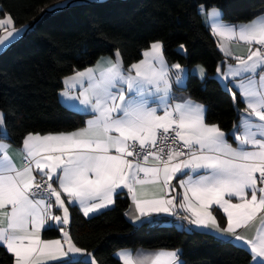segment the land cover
Wrapping results in <instances>:
<instances>
[{"label":"snow or ice","instance_id":"1","mask_svg":"<svg viewBox=\"0 0 264 264\" xmlns=\"http://www.w3.org/2000/svg\"><path fill=\"white\" fill-rule=\"evenodd\" d=\"M210 15L217 21L214 34L258 46L254 50L249 47L247 58L235 57L238 64L223 73L225 79L243 77L233 86L240 90L250 110L241 115L239 126H234L236 147L226 141L217 125L205 123L203 104L190 98L173 102L170 69L176 70L175 82L181 83L184 68L179 63L169 67L160 41L143 53L144 60L127 69L117 51L115 61L102 57L96 68L67 77L66 84L81 85L74 99L84 105L85 112L94 114L93 118L85 128L70 133L27 134L18 150L22 166L9 155L0 113V247L12 255L13 264H76V255L84 253L63 228L69 215L62 194L70 204L78 203L88 216L113 204L116 190L126 188L139 212L135 219L151 223V219L141 218L170 212L175 197L142 198L148 195L145 186L166 187L174 178L184 189L180 207L191 214L183 219L197 229H214L223 242L235 240L250 245L254 261L256 257L264 258V222L252 240L244 241L236 231L264 212V16L237 27L224 24L218 9L213 8ZM13 23L11 15L6 14L0 19V28L7 30L6 26ZM22 31H7V36L0 38V46L9 37L15 40ZM221 51L231 55L223 43ZM197 72L203 79L205 69L197 66ZM85 79L87 87L83 86ZM150 158L155 166H147ZM34 170L41 176L39 182ZM233 198L239 202L233 203ZM54 205L63 210L62 217L51 213ZM212 205L227 215L226 228H220L209 211ZM47 228H58L63 240L42 239L41 231ZM179 251L162 249L138 253L136 258L128 251L119 255L123 264H182ZM85 264L97 261L92 258ZM255 264H264V260Z\"/></svg>","mask_w":264,"mask_h":264},{"label":"trees","instance_id":"2","mask_svg":"<svg viewBox=\"0 0 264 264\" xmlns=\"http://www.w3.org/2000/svg\"><path fill=\"white\" fill-rule=\"evenodd\" d=\"M201 6L218 8L231 24L264 16V0H0L1 17L10 14L16 28H25L22 37L0 53V113L6 141L20 147L29 133H70L82 128L86 118L59 99L62 81L117 51L127 69L156 41L162 42L169 64L179 63L188 70L185 86L177 89L202 102L206 122L218 125L233 140L231 131L243 103L237 99L236 104L217 79V69L225 62L199 12ZM200 65L206 70L204 80L190 72ZM180 200L181 190L176 187V202ZM129 208L126 193L117 194L113 208L91 218L71 207L72 241L98 264H122L114 256L120 249H179L182 264L252 263L246 248L223 242L210 232L179 228L170 217L136 225L126 217ZM219 220L224 223L222 215ZM42 234L45 239L60 237L57 228ZM75 261L85 264L87 260ZM0 264H13L12 255L2 247Z\"/></svg>","mask_w":264,"mask_h":264},{"label":"crops","instance_id":"3","mask_svg":"<svg viewBox=\"0 0 264 264\" xmlns=\"http://www.w3.org/2000/svg\"><path fill=\"white\" fill-rule=\"evenodd\" d=\"M212 9L213 8H210L209 10H205L204 9V11L202 12L201 11V7H200L199 8V12L202 14V18L204 20L205 25L208 26L210 32L213 34L214 38H216V40L218 42V49L221 51V44L223 43L224 47L226 49L230 50V52H231L230 56H226L224 51H221V54L223 55L225 63H224V65L219 67L221 71H220V73L217 72L216 75H217V79H218L219 83L221 84L222 87H224V89H225V84H227V90L230 91L232 96H233V93H235L236 98H235V100L234 99L233 100L235 101L236 104H237V99H241V101L243 103V108L240 110V112H241L240 113V117H241V115L248 114L250 112V110H248L246 108V104L243 101V99L241 98L240 90L235 88L233 86V84L235 82H239L241 79H243V77H237V78H235V80H233L232 78L225 79L223 77V73L228 71L229 66H236L238 64V61L235 59V57L247 58V56L249 55V47H251L254 50L258 46L255 45V44L250 46V45L244 43L243 41H239V40H231V41H229V40H226V39H222L219 35L214 34L213 30H214V27H215L217 21H216V18H214L213 16L210 15ZM215 9H218V8H215ZM219 12L222 14L219 19L226 25H233V26H237L238 27L240 25H245V24H248V23L251 22V21H249L248 23H238V24H236V23L235 24L227 23L223 19V12H221V10H219ZM262 16L263 15H261L260 17H262ZM2 18L3 17H1V15H0V19H2ZM6 28H7V30H5L4 28H0V38L6 37L7 36V31H12L13 28L18 29V30L19 29H23V31L20 33L19 36H17L15 38V40H13L11 37H9L8 40L5 42V44L3 46H0V53L3 52L5 49H7L10 45H12L16 40H18V38H20L23 35V32L25 31V28H23V27L22 28H16L14 26V23H13L12 26H6ZM150 50L151 49L149 47V49H147L145 51H150ZM145 51H143L142 53H144ZM163 54H164V52H163ZM102 57L103 58H111L112 61L116 60V55H114V56H102ZM102 57H100L97 61H99ZM120 59H121V56H120ZM144 59H145V57L142 54V57L136 63H139L141 60H144ZM164 59L167 62V64L169 65V67H170L171 64L168 63V61H167V59L165 57V54H164ZM97 61L92 66L87 67V69L96 68ZM200 66H202V65H200ZM183 68H184V72L181 74L182 75L181 83H176L175 82V75L174 74H175L176 70L175 69H170V72L172 74V94L174 96V101H173L174 103H179L183 99L189 98V97H186L183 93H181L179 91V89H177V88H183L185 86V84H186L188 70L185 67H183ZM85 70H83V71H85ZM190 72L192 74H194L195 76H197L199 79H201L199 74H198V72H197V66L193 67L190 70ZM205 72H206V70H205ZM75 73L73 75H75ZM96 74L99 75L98 72ZM133 74H134V72H133ZM73 75H71V76H73ZM68 77H70V76H68ZM205 78H206V74H205L204 78L201 79V80H204ZM65 79L62 81L63 82V89L58 93L59 94V99H60V101H61V103H62V105L64 107H67L68 109H71V110L76 111V112L78 111L84 116V118H86L85 125L82 128L78 129V130H80V129H83V128L86 127L87 121L92 119L94 114H92L90 112H85L83 110L84 109V105H81L80 101L78 99H74V97H78L79 96V94H80V92L82 90L81 89V85L79 83H75L74 85L72 83L66 84L65 83ZM87 84H88V81L85 79L83 86L87 87ZM65 91L68 93L67 96L62 95V93H64ZM194 102L199 103V104H203L202 102L201 103L197 102V101H194ZM158 114L162 115L163 113L160 112ZM240 117H239V121L237 123V126H239V124H240ZM253 119L256 122H259L257 118L253 117ZM204 120H205V123L208 124L206 122V113H204ZM208 125H210V124H208ZM234 131H237V127H235L231 131V135H232V133ZM72 132H74V131H72ZM47 135H49V134H47ZM41 136H45V135H41ZM225 139L232 147H236L237 146L235 139L233 138V140H230L229 138H227V134L226 133H225ZM4 142L10 145L9 155L11 156L13 161L18 166H22V164H21L22 157H21V154H20V152L18 150L23 147V144L20 147H15L9 141L4 140ZM129 159H132V158H129ZM155 165H156V162L153 161L152 159H150L147 166H155ZM33 174L37 176V181H38V179L41 177L40 174L38 172H36L35 170H34ZM142 176H143V174L141 173V177ZM183 178L184 177H180V179H183ZM53 186L57 187V190H60L57 185L54 184ZM176 187L179 190H181L180 203L176 202ZM144 190L148 193V195L146 197H142V198H145V199H171V198L175 197V201H174V206H170V212L152 213L149 218H143L142 217L141 220L154 219L156 217H163V216L170 217L171 220L176 219V223L175 224L179 228L185 227L186 230H188V231H193L195 229V230H199V231L210 232V233L214 234L215 236H217V234H216L214 229H197L196 226L190 225L187 220L183 219L184 216H190L191 214L189 212H187L185 209L180 207V204L183 202L184 189L180 187L178 179L174 178L171 181L170 185L166 186V187L163 186V185H146ZM119 193H126L128 195V197H129V199H130V208H129V210L126 213V217L128 218V220L130 222L136 224V225L141 224V221L135 219V217L139 216V212L136 210V206H135V203L132 200V196H131V194L128 192V190L126 188L117 189L116 193L113 194V201H115V199L117 197V194H119ZM62 198L65 199V206L68 207L69 218H70V208L71 207L77 208L82 213V215L85 218H91V217H93V215L99 214L101 212H104L107 209H110V208L114 207V203H113L111 205H108L106 208L99 209L98 211L93 212V213H89L88 216H85L84 213H83L82 208L80 207V205L78 203L70 204L68 202L66 196L63 195V194H62ZM53 200H54V198H53ZM232 202L233 203H237L239 201L236 200L235 198H233ZM209 211H211L212 215L216 218V222L220 226V228L223 229V228L227 227V215L224 213L223 209L219 208V206H217V205H212V206H210ZM51 213L53 215H59L61 217L63 216V210L62 209H57L55 207V205L51 209ZM219 215H222L224 217V223L223 224L220 223ZM262 222H264V212L258 213L257 217L252 222H250L247 226L238 228L236 230L237 234H239L241 237H243L244 241L252 240L257 235V230L259 228H261ZM49 223H54V222L49 221ZM69 223H70V220L68 221V223L66 225H63L64 230L67 231V232H68ZM189 229H192V230H189ZM44 231L45 230L41 231V238L42 239H45L43 237V234H42ZM59 233H60V237L59 238H55V239L63 240V233L60 230H59ZM46 240H51V239H46ZM232 242H234L235 244L243 247L244 249L245 248L247 250L250 249V245H246L244 242H237L235 240H233ZM2 248H4V247H2ZM123 251L130 252L133 255V257L136 258L138 253H154V252H157L159 250L154 251V250H148V249H135V250H133V249L132 250H130V249H120L119 251H117L114 254V256L119 261H121L122 264H123V261L120 258L119 254L121 252H123ZM251 254H252V261H251L252 263L251 264H255V262L259 261V260H264V258L256 257L255 261H254L255 254L254 253H251ZM179 257H180V254H179ZM92 258H94V256H92V255H91V257L88 256V253L85 252V251H84L83 254H77L76 257H75V259H84V260H87V261L92 259ZM56 263H59V261H47V264H56Z\"/></svg>","mask_w":264,"mask_h":264},{"label":"rangeland","instance_id":"4","mask_svg":"<svg viewBox=\"0 0 264 264\" xmlns=\"http://www.w3.org/2000/svg\"><path fill=\"white\" fill-rule=\"evenodd\" d=\"M92 1H107V0H92ZM62 5H64V4H62ZM22 37V36H21ZM20 37V38H21ZM20 38H18V39H20ZM17 41V40H16ZM98 264V263H97Z\"/></svg>","mask_w":264,"mask_h":264},{"label":"built area","instance_id":"5","mask_svg":"<svg viewBox=\"0 0 264 264\" xmlns=\"http://www.w3.org/2000/svg\"><path fill=\"white\" fill-rule=\"evenodd\" d=\"M151 159V158H150ZM43 179H45L46 180V177H44ZM41 180V177L38 179V182Z\"/></svg>","mask_w":264,"mask_h":264}]
</instances>
